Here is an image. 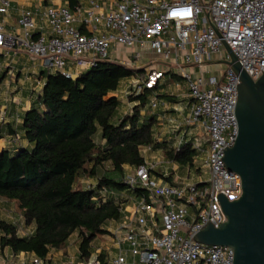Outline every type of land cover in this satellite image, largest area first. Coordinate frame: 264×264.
I'll use <instances>...</instances> for the list:
<instances>
[{"label":"built area","instance_id":"2783aa9c","mask_svg":"<svg viewBox=\"0 0 264 264\" xmlns=\"http://www.w3.org/2000/svg\"><path fill=\"white\" fill-rule=\"evenodd\" d=\"M12 1L0 0V15L9 12ZM17 24L19 34L6 33L0 25V56L11 60L21 49L49 74L74 80L98 62L138 64L139 71L110 93L119 103L138 105L132 99L149 91L145 107L167 109L158 87L168 74L179 77L175 88H185V114L169 119L176 133L172 151L190 147L196 155L194 172L172 183L154 176L157 165L144 160L123 179L136 193L98 191L97 199L111 198L121 213L110 232L113 251L105 257L91 253L87 260L69 263L14 254L0 264H233L231 248L205 245L195 237L208 225L217 228L226 221L219 195L233 202L242 193L239 176L223 161L238 133L239 78L228 65L216 75L202 68L212 55L218 63L230 61L226 46L253 81L263 74L264 0H85L73 7L24 10ZM122 54L132 63H124ZM19 140L14 134L7 144ZM152 148L153 143L142 146L140 153Z\"/></svg>","mask_w":264,"mask_h":264},{"label":"trees","instance_id":"16d2710c","mask_svg":"<svg viewBox=\"0 0 264 264\" xmlns=\"http://www.w3.org/2000/svg\"><path fill=\"white\" fill-rule=\"evenodd\" d=\"M134 73L102 61L74 80L60 74L46 76L21 125L31 148L18 146L0 152V198L13 202L24 224L33 229L30 235L19 236L16 225L0 218V252L9 249L13 254L30 253L45 260L50 250L63 249L77 233V258L87 260L92 241L108 234L105 226L109 222L120 219L118 205L111 198L102 201L97 197L101 189L136 193L123 183L124 167L143 165L140 148L152 143L154 118L140 114L149 91L132 99L138 105L122 117L117 115L119 101L109 96L121 80ZM9 134L15 133L11 130ZM195 155L190 147H183L166 158L191 166ZM105 163L110 164V172L97 176ZM81 176L95 178L94 187L77 188Z\"/></svg>","mask_w":264,"mask_h":264},{"label":"crops","instance_id":"0c3cea01","mask_svg":"<svg viewBox=\"0 0 264 264\" xmlns=\"http://www.w3.org/2000/svg\"><path fill=\"white\" fill-rule=\"evenodd\" d=\"M84 1L85 0H13L9 12L5 15H0V25L6 33L19 34L20 29L17 24V19L22 11L41 10L43 7L49 5H68L69 7H73L78 2ZM144 64H148V61L144 60ZM155 68L158 71L166 72L165 67L162 65H158ZM48 74L49 73L40 65L39 61H31L27 54L21 49L18 50L17 54L11 60H7L0 56V126L4 133V137L0 139V152L2 150L11 151L18 146L27 149L31 148V145L24 139L21 130L23 116L24 113L33 106L36 96L41 93ZM177 81L178 79L176 77L168 74L161 80L160 86L158 87L159 97L168 103L167 109L151 111L147 107H144L140 112L141 116L149 115L154 118L151 122L153 143L151 151L160 153L166 159L160 163L161 165H157L159 168L154 172V176L160 178V180L162 179L164 183H172L176 176L184 177L188 172H190V174L193 173L195 169V163H192L191 166H180L166 158V154L174 152L172 148L176 136V133L174 134L171 129L169 119H179V112L185 114V88L183 86L175 88V83ZM109 96L113 97V94H109ZM134 106H136V103H125L124 101H120V106L117 111L118 117L130 114ZM11 130L20 137V140L13 146L7 144L12 136L9 134ZM164 173L168 174V176L162 177ZM110 226L111 222L105 226L108 234L101 236L108 238L109 242H106L105 245H98L97 243L94 245L93 243L97 240L96 237L91 243L92 254L100 253L99 256L103 258L106 254L113 251L114 245L110 234ZM27 229L32 230L33 227L29 226ZM67 242L64 249L50 250L47 255L48 259L69 263L79 261L77 258V244L73 251L72 249H68ZM13 255L14 254L9 249H4L0 252V261H3L1 256L7 259ZM16 255H19V257H21V255L27 257L33 256V254L30 253H18Z\"/></svg>","mask_w":264,"mask_h":264},{"label":"water","instance_id":"95a60500","mask_svg":"<svg viewBox=\"0 0 264 264\" xmlns=\"http://www.w3.org/2000/svg\"><path fill=\"white\" fill-rule=\"evenodd\" d=\"M225 49L230 61L220 63L238 75L239 85L234 109L238 133L223 161L228 171L239 176L242 193L233 202L219 195L226 221L217 228L208 225L195 240L231 248L233 264H264V71L253 81Z\"/></svg>","mask_w":264,"mask_h":264},{"label":"rangeland","instance_id":"374dc122","mask_svg":"<svg viewBox=\"0 0 264 264\" xmlns=\"http://www.w3.org/2000/svg\"><path fill=\"white\" fill-rule=\"evenodd\" d=\"M119 58H121V60H124L125 61L124 63H127V62L132 63L131 60L123 54L119 55ZM219 60L220 59L218 58L217 55H212L210 58L211 63L205 65L202 68V71H205L206 75L207 74L216 75V74H218L219 71H224L226 69V65L218 63ZM135 67H138V64L133 63L132 66H128L127 68L133 69L134 71H139ZM195 71H197V69H194V72ZM177 79L180 80L179 77H177ZM124 86H125V83H123L121 85L122 90H123ZM130 99H132V97ZM140 154L143 156V158L146 160V162H149V163H152L155 165H161L160 163L162 161L166 160L165 157L162 156L160 153H154L152 151H149L146 153H140ZM157 168H159V167L157 166ZM133 169H134L133 167H129V166L124 167L125 173H127V174H131L133 172ZM110 170H111L110 164L105 163L99 167V169L97 171V176H102L104 174H107L110 172ZM95 184H96L95 178H91L88 176H81L80 178L77 179L76 187L80 188V189L91 188ZM128 194H129L128 192H125L123 195L126 196ZM117 201H120V199H118ZM0 218L7 221V222H10V223H13L14 225H16V227L18 229V235H20V236H25V233L29 230V229H27V227H29V226H26L24 224L23 219L20 216L15 204L13 202H10V201L5 200L3 198H0ZM114 227H115V223L111 222V226L109 227L110 230H112ZM77 239H78L77 233H73L67 242V246H68L69 250L72 249L74 251L75 246L77 244ZM106 242L107 243L109 242L108 238L98 236L97 240L93 244L96 245V243H97L98 245H105ZM65 247H66V245H65ZM71 254H72V251H71ZM1 257H2V259H4L3 256H1Z\"/></svg>","mask_w":264,"mask_h":264}]
</instances>
